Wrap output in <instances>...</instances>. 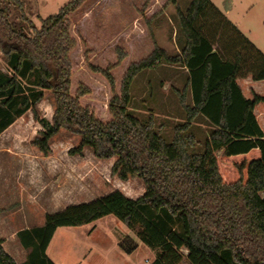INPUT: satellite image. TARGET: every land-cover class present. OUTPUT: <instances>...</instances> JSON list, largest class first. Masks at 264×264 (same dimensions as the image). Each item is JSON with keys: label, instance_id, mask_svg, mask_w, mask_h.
<instances>
[{"label": "trees", "instance_id": "trees-1", "mask_svg": "<svg viewBox=\"0 0 264 264\" xmlns=\"http://www.w3.org/2000/svg\"><path fill=\"white\" fill-rule=\"evenodd\" d=\"M9 1L22 9L17 0H0V51L6 70L0 72V133L31 112L41 128L31 144L43 156L50 151L51 139L64 129L79 139L69 155L81 156L89 148L99 160L114 159L111 175L121 181L139 179L144 188L136 199L115 190L46 214L41 227L18 234L27 252L23 264H54L46 251L57 229L110 215L154 253L151 264H264V135L253 114L264 97L245 99L236 84L242 75L264 81V55L209 0H189L184 12L176 0H145L140 16L151 38L150 53L120 69L128 56L114 44V63L105 68L87 63L90 74L101 76L111 94L104 120L81 105L90 90L72 80L71 54L78 41L71 33L70 16L88 0H70L41 19L38 30L20 13L31 32L10 18ZM171 5L176 6L175 55L156 45L150 29L151 21ZM138 20L128 32L137 29ZM103 33L84 30L82 40L100 53L113 42ZM218 33L228 55L213 50ZM123 45L128 47L125 41ZM157 66L187 72L182 87L173 88L185 120L173 127L170 143L154 129L151 117L142 121L130 111L134 78ZM116 71L121 72L118 93ZM44 92L53 97L51 121L37 112ZM198 119L211 127L202 141L190 131ZM196 146L202 150L188 152ZM119 246L124 253L136 247L127 239ZM0 264H17L3 250L1 238Z\"/></svg>", "mask_w": 264, "mask_h": 264}, {"label": "rangeland", "instance_id": "rangeland-1", "mask_svg": "<svg viewBox=\"0 0 264 264\" xmlns=\"http://www.w3.org/2000/svg\"><path fill=\"white\" fill-rule=\"evenodd\" d=\"M17 1L22 8L20 11L14 2L9 1L7 4L10 18L14 21L18 20L26 26L27 31L31 32L29 25L21 21L20 13H23L33 28L38 30L41 19L56 14L70 0ZM209 1L222 10L227 9L230 12L229 17L237 21L242 30L248 31L252 40L260 43L264 50V0ZM144 2L145 0H88L70 16L71 33L77 36L78 41L75 51L71 54L72 80L74 85L82 83L90 90V95L80 100L81 105L89 106L97 117L104 120L107 119L104 105L111 94L104 79L99 75L90 74L87 65L105 68L114 63V44L122 48L128 56L120 69L150 53L151 38L145 27V18L140 16ZM176 2L177 7L184 12L189 0H176ZM175 7L168 6L166 11L169 19ZM136 20H138L137 29L134 30L132 27L128 32V27ZM161 20L156 17L151 21L150 29L154 41L167 54L174 55L171 36L173 32L176 34L175 22L171 18L170 23L163 24ZM96 28L97 31L101 29L103 34L113 37V42L107 44L109 48L105 46V50L100 53L95 52L96 49H93L92 45L88 46L82 40L84 30L89 32ZM123 40L127 42L128 47L123 48ZM0 72H6L4 55L1 51ZM116 72L117 74L113 75L115 93H118L120 82L117 78L121 72ZM185 76L183 71L172 67L157 66L155 69L138 74L131 84V113L142 121L151 117L154 129L161 132V137L166 143L172 140L173 127L185 120L184 112L181 111L173 91V88L182 87ZM187 101L189 102V98ZM37 112L39 117L51 121L53 97L50 92H44L43 99L37 105ZM21 124L24 125L25 131L21 133L22 135L13 137L16 149L12 153L21 154L20 150L26 147L33 153L31 156L33 158L29 157V162L35 165L33 203L36 225L39 224L40 219H44V213L60 209L64 202L88 203L115 190L131 199L142 195L144 188L139 179L121 181L111 175L114 159L99 160L89 148H84L81 156L69 155L68 151L75 148L79 142L76 134L61 129L51 139L48 155L43 156L31 144L38 130H41L33 121L31 112L24 115ZM190 131L202 141L211 131V127L205 121L198 119ZM200 148L196 146L188 152L196 153ZM126 239L136 245L129 253H124L119 246ZM182 254L187 253L183 250ZM47 256L54 264H151L154 261V253L137 239L136 233L128 230L111 215L88 225L57 230L48 247Z\"/></svg>", "mask_w": 264, "mask_h": 264}, {"label": "crops", "instance_id": "crops-1", "mask_svg": "<svg viewBox=\"0 0 264 264\" xmlns=\"http://www.w3.org/2000/svg\"><path fill=\"white\" fill-rule=\"evenodd\" d=\"M211 4L214 8H216L218 12H220L225 17V19L230 24H232L236 28L240 35H242L256 50H258L262 55H264V50L261 47L260 43L253 41L249 32L242 30L240 28V25H238V22L232 20L229 17L230 12L227 9L222 10L216 4L212 2ZM167 8L162 12V14L157 16V18L160 20L162 19L161 21L163 22V24L164 22L170 23L171 18L173 22L176 23V9L173 10V14L170 13L169 19V16L166 11ZM214 36L216 37L215 43L213 45V50H217L221 53L227 54L228 52L225 50L227 49V46L226 44L222 43L223 39L221 38V35L218 33ZM171 41L173 49L175 50V54H178L179 44L175 32H173L171 36ZM175 41L177 43V46ZM183 72L187 74L186 71ZM236 84L245 99L251 100L254 95L264 97V81H254L251 78V75H242L236 79ZM188 98L190 101V96H188ZM28 113L29 112H27L26 114ZM253 114L255 116L258 126L260 127L264 135V103H258L254 108ZM24 115L16 119L10 126H8L2 133H0V238L2 240L3 250L17 264L25 263L27 256V252L24 250L22 244L19 241L18 234L25 230L41 227L44 223V219H40L39 224L37 225L35 223L36 217L33 203L35 165L32 164L33 162H29V157H31L33 153H31L29 149H27V147L25 149L20 150L22 151L21 154L12 153L14 152V149H16L13 137L16 135H22L21 133L25 131L23 127L24 125L21 124ZM18 147L22 146L18 145ZM77 204H82V202H64L60 209L46 212L43 215L45 216L46 214L56 213L63 210L69 205Z\"/></svg>", "mask_w": 264, "mask_h": 264}, {"label": "built area", "instance_id": "built-area-1", "mask_svg": "<svg viewBox=\"0 0 264 264\" xmlns=\"http://www.w3.org/2000/svg\"><path fill=\"white\" fill-rule=\"evenodd\" d=\"M181 252H183V250H180Z\"/></svg>", "mask_w": 264, "mask_h": 264}]
</instances>
